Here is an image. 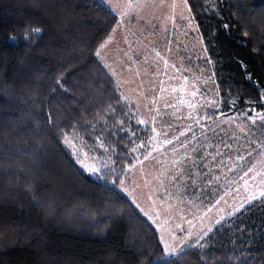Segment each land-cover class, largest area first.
Listing matches in <instances>:
<instances>
[{"label":"trees","instance_id":"16d2710c","mask_svg":"<svg viewBox=\"0 0 264 264\" xmlns=\"http://www.w3.org/2000/svg\"><path fill=\"white\" fill-rule=\"evenodd\" d=\"M184 1L219 112L263 108L264 0H220L217 12ZM117 22L99 0H0V264H264V197L167 257L120 190L132 131L145 129L96 58ZM68 136L100 147V176L79 167Z\"/></svg>","mask_w":264,"mask_h":264},{"label":"rangeland","instance_id":"374dc122","mask_svg":"<svg viewBox=\"0 0 264 264\" xmlns=\"http://www.w3.org/2000/svg\"><path fill=\"white\" fill-rule=\"evenodd\" d=\"M99 1L118 22L96 58L145 129L132 131L133 163L119 188L154 226L169 257L264 197V106L219 112L213 65L184 0ZM219 1L210 0L214 12ZM68 137L79 167L100 176L108 166L100 147ZM80 146L91 159L77 154Z\"/></svg>","mask_w":264,"mask_h":264},{"label":"snow or ice","instance_id":"6c2138e0","mask_svg":"<svg viewBox=\"0 0 264 264\" xmlns=\"http://www.w3.org/2000/svg\"><path fill=\"white\" fill-rule=\"evenodd\" d=\"M127 8L131 9V8H132V4H128V5H127ZM123 15H127V13L125 12V13H123ZM25 31H26V32H30V33H39V32L41 31V29H39V28H30V29H26ZM110 40H111V37H109V41H110ZM107 43H108V41H106L104 44L101 45V50H102L104 47L107 46ZM96 54L99 56V55H100V51H98ZM174 91H175V89H174ZM193 95H195V93H193ZM190 106H191V107H195L194 104H192V105H190ZM140 123H144V121H140ZM153 131H155V129H153ZM181 135H183V133H181ZM65 142L68 143V144H69L70 146H72V147H76L74 141H73L71 138H69V137H65ZM168 143H171V141H168ZM140 147H143V145H140ZM154 150H155V149H153V151H154ZM76 151H77V154H83V156L85 157V160H89V159H91L89 153H87V151L83 148V146H80V147L76 148ZM150 155H151V152H149L148 155L144 157V159H148V156H150ZM81 162H82V165H83V166H85L86 168H90V170H91L92 172H96V171H97V168H96L95 165H91V166H90V165L84 163V161H81ZM133 166H134V165H133ZM248 171L251 172V171H253V169L250 168ZM262 195H264V193H262Z\"/></svg>","mask_w":264,"mask_h":264},{"label":"clouds","instance_id":"9594fccd","mask_svg":"<svg viewBox=\"0 0 264 264\" xmlns=\"http://www.w3.org/2000/svg\"><path fill=\"white\" fill-rule=\"evenodd\" d=\"M25 35H27V33H25Z\"/></svg>","mask_w":264,"mask_h":264}]
</instances>
